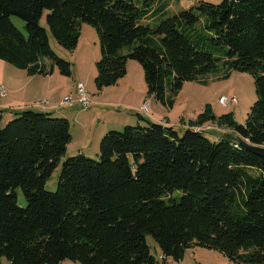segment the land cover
I'll return each mask as SVG.
<instances>
[{
	"label": "trees",
	"instance_id": "trees-1",
	"mask_svg": "<svg viewBox=\"0 0 264 264\" xmlns=\"http://www.w3.org/2000/svg\"><path fill=\"white\" fill-rule=\"evenodd\" d=\"M173 1L0 0V61L29 76L52 74L45 60L71 76L41 26L48 12L52 35L70 51L81 23L96 29L99 92L117 85L133 59L162 104L172 106L168 87L178 94L222 68L225 78L252 75L257 95L244 124L220 118L233 131L220 142L203 135L218 131L195 130L216 122L210 108L183 137L142 117L145 124L109 131L99 161L78 154L63 162L56 192L46 186L71 143L70 122L29 109L0 122V264H165L194 246L264 264V157L244 144L264 147V0L200 1L171 12ZM12 17L25 22L26 35Z\"/></svg>",
	"mask_w": 264,
	"mask_h": 264
},
{
	"label": "rangeland",
	"instance_id": "rangeland-1",
	"mask_svg": "<svg viewBox=\"0 0 264 264\" xmlns=\"http://www.w3.org/2000/svg\"><path fill=\"white\" fill-rule=\"evenodd\" d=\"M206 1L212 4H220L224 0H176L171 3L172 12H177L180 9H186L194 3ZM48 12H45L41 19V26L45 28L49 34L50 45L57 56L71 64V76L61 74L57 67H53L49 60H45L48 68L54 69L53 73L48 76H29L25 70L18 69L4 61H0V81L7 90V97L4 101L9 100L10 90L15 88H27L29 97H34L30 90L42 91V96L49 99L51 104H57L58 109L51 113L54 118H65L70 122V132L72 141L67 147L65 156L61 163L47 181V190L56 192L58 188L59 176L62 169V164L68 158L77 156L79 152L86 146L84 156L93 160H100V146L104 136L112 130L122 131L126 126H138L141 122L139 117L144 121L155 122H170L175 131L180 137H183L187 130L191 128L200 115L207 108H210L217 117L216 122H213L218 127V132H207L203 135L210 140L220 142L224 139L223 133H228L229 128L220 125L218 122L221 117L231 114L233 119L244 124L248 118L251 108L257 101L255 78L250 74L233 72L229 78H225V70L222 68L219 72L209 75L205 79L191 81L184 84L178 94H172L170 87L167 88L168 99L172 102L169 104L160 103L155 95L149 94L148 86L145 79L143 66L136 60L129 59L127 62V74L113 87L107 88L103 92L97 90L95 78L97 76L96 63L101 59V47L99 36L96 29L86 23H81V37L77 47L70 51L58 44L52 35L46 21ZM167 18L166 16L163 19ZM13 24L24 35L26 32V24L23 20L12 17ZM161 20V19H160ZM129 49L123 51L124 54L129 53ZM31 78H33L31 80ZM82 83L90 97L91 107L84 109L78 100L77 85ZM23 93V94H22ZM25 95V91L19 93ZM18 95V96H19ZM31 95V96H30ZM33 95V96H32ZM222 96H236L237 104L223 106L219 100ZM20 96L22 100L27 98ZM39 98L37 103H24L21 99L17 101L16 107L22 106L25 109L41 111L39 105L48 104L47 99ZM66 97H72L75 101L73 107H61L60 101ZM2 99V98H0ZM43 100V101H41ZM2 101V100H1ZM62 103V102H61ZM148 104L149 113L143 112L141 109ZM1 117V112H0ZM7 115L4 119H0L1 125H5L9 120ZM113 119L121 120L124 126L109 127L108 123ZM142 124L144 122H141ZM145 124V123H144ZM211 124V122L205 123ZM204 125V124H202ZM195 126V127H200ZM85 126L89 130L87 135ZM87 136L89 141L87 142ZM228 140H233L232 137H227ZM18 203L22 207L27 206V200L22 189L17 190ZM178 195V194H177ZM151 252L157 258H161L162 252L159 245L152 236L147 237ZM2 264H10L7 259L2 260ZM62 264H81L73 261H65ZM165 264H241L234 263L229 260L223 253L215 249L194 246L185 251L182 259L176 261L168 258Z\"/></svg>",
	"mask_w": 264,
	"mask_h": 264
},
{
	"label": "crops",
	"instance_id": "crops-1",
	"mask_svg": "<svg viewBox=\"0 0 264 264\" xmlns=\"http://www.w3.org/2000/svg\"><path fill=\"white\" fill-rule=\"evenodd\" d=\"M192 6H194V3L192 4ZM171 8H172V6H170ZM191 7V6H190ZM170 9V8H169ZM170 11H171V9H170ZM172 12V11H171ZM33 78H31V80H32ZM2 84L4 83L3 82V80L2 81H0ZM4 85V84H3ZM23 91H25V94H26V96L25 95H19V93H21V92H23ZM33 94L35 93V99H34V97H31L33 100H31L29 97H27V96H29V93H28V90H27V88L25 87V88H15V90H10V96H9V100H6V101H4V99H0V112H1V119H4V116L5 115H7L9 118L8 119H10V118H13V117H15V113H18V112H20V111H23V110H27V109H25L24 107H22V106H19V107H16V105H18L17 104V101H19L21 98H20V96H24V97H27V98H24V100H22L24 103H33L32 101H34L35 100V102L37 103V100H39L40 101V99L39 98H41V97H44V96H42V91L41 90H39V91H35L34 89H32V90H30ZM23 94V93H22ZM19 95V96H18ZM31 96V95H30ZM33 96V95H32ZM44 100L45 99H47V101L49 102V99L48 98H46V97H44L43 98ZM2 100V101H1ZM41 101H43V100H41ZM61 102L62 101H60V106H61ZM75 105V104H74ZM73 105V106H74ZM72 106V107H73ZM39 108H41L42 110L41 111H38V112H44V113H57L58 114V112H55V111H57V110H59L58 109V105L57 104H51V102H49L48 104H43V105H39L38 106ZM155 122H158V123H160V124H162V125H166V126H171L172 127V124L170 123V122H168V123H165V122H159L158 120H154ZM108 126L111 128V127H118V126H124V123L121 121V120H118V119H113V121L112 122H110V123H108ZM85 129H86V131H88L87 132V135L89 134V130H87V128H86V126H85ZM227 134H233V131L231 130V129H229V131H228V133ZM88 137L89 136H87V142L86 143H88V141H89V139H88ZM72 141V140H71ZM85 148H86V146L83 148V151L81 150L79 153L80 154H84V150H85Z\"/></svg>",
	"mask_w": 264,
	"mask_h": 264
},
{
	"label": "built area",
	"instance_id": "built-area-1",
	"mask_svg": "<svg viewBox=\"0 0 264 264\" xmlns=\"http://www.w3.org/2000/svg\"><path fill=\"white\" fill-rule=\"evenodd\" d=\"M77 93H78V102L80 104H82L84 109H89L91 107V100L90 97L84 87V85L82 83H79L77 85ZM7 97V90L4 86L0 85V98L4 99ZM220 104H222L223 106H229L231 104H237L238 103V99L236 96H231V97H227V96H222L219 100ZM75 101L72 99V97H66L62 103L61 106L62 107H72L74 105ZM143 112H145L146 114L149 113V107L148 104L144 105L141 109ZM195 130L198 132H202V131H219L218 127H216V125H214L213 123L211 124H204L200 127H195Z\"/></svg>",
	"mask_w": 264,
	"mask_h": 264
},
{
	"label": "water",
	"instance_id": "water-1",
	"mask_svg": "<svg viewBox=\"0 0 264 264\" xmlns=\"http://www.w3.org/2000/svg\"><path fill=\"white\" fill-rule=\"evenodd\" d=\"M238 140H239L240 142H243V140H242L241 138H238ZM244 144H245V145L247 146V148H248L249 150H251L252 152H254V153H256V154H258V155L264 157V147L253 146V145H250V144H248V143H246V142H244Z\"/></svg>",
	"mask_w": 264,
	"mask_h": 264
}]
</instances>
